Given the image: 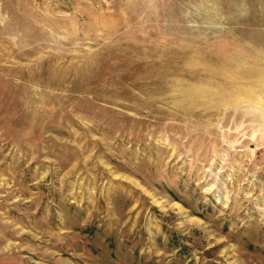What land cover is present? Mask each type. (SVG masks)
Returning <instances> with one entry per match:
<instances>
[{"label":"rangeland","instance_id":"1","mask_svg":"<svg viewBox=\"0 0 264 264\" xmlns=\"http://www.w3.org/2000/svg\"><path fill=\"white\" fill-rule=\"evenodd\" d=\"M0 264H264V0H0Z\"/></svg>","mask_w":264,"mask_h":264}]
</instances>
